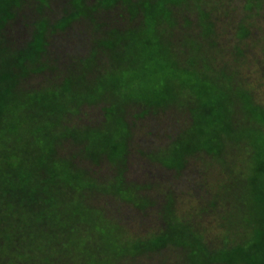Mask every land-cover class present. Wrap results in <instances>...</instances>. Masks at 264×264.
<instances>
[{"label":"trees","instance_id":"1","mask_svg":"<svg viewBox=\"0 0 264 264\" xmlns=\"http://www.w3.org/2000/svg\"><path fill=\"white\" fill-rule=\"evenodd\" d=\"M232 1L0 0V264H264V0Z\"/></svg>","mask_w":264,"mask_h":264},{"label":"rangeland","instance_id":"2","mask_svg":"<svg viewBox=\"0 0 264 264\" xmlns=\"http://www.w3.org/2000/svg\"><path fill=\"white\" fill-rule=\"evenodd\" d=\"M238 1L239 0H233L232 2L235 3L236 6H238L237 9H238V12H240L243 10V7H242V4L240 5V3ZM243 2H244V0H243ZM263 13H264V11H263ZM260 23L262 24V31L264 34V15L261 18ZM219 26L221 27V23H219ZM228 26L229 25H227V27L224 26V28L226 27V29H228ZM230 28H231V25H230ZM218 31H220L219 27H218ZM228 35H230V34H228ZM252 63H253V61H252ZM166 111L167 112L165 114L160 113V115L157 117L151 116L148 119H141L140 120L141 123H140V121L139 122L136 121V124L138 123L137 124L138 125L137 130H136V132H137L136 149L138 148L140 150V152H139L138 156L136 154L135 157L132 159L130 176H131L132 180L137 181L138 183H141V181H144V179L148 178L146 176V174H154L158 168V166L151 164L149 161H147L148 159H146L144 154L146 152L152 151V149H157L160 145H164L165 142L168 141L169 135H171L172 133L176 132V130L179 129L180 122L173 121V118H172V117H177L175 112L171 109L166 110ZM129 117H131V114L129 115ZM134 120H135V118L132 117L131 121H134ZM150 132H152V134ZM147 133H149V135H147ZM152 138L154 141H152ZM198 168H199V166H198ZM201 168H202V166H201ZM152 169H153V171H152ZM203 169H204V167H203ZM196 173H198V172H196ZM207 174H208L207 180L210 181L211 183L213 182V179H212L213 177L219 176V174H217L216 169L213 168L210 173L204 172L200 176L197 174L196 182L199 184H200V182L204 183L205 181H202L201 177L206 178ZM160 175H162V174H160ZM160 175H158V177H157V178H159L160 181H164V180H162V178L168 180L166 177H163ZM146 182H150V178L147 179ZM164 182H166V181H164ZM167 184L169 185V181H167ZM177 188H179V186ZM187 189L188 188H186V190ZM182 196L184 197V199H183L184 205H186V207L189 208V206L192 205V203L194 202L192 200L193 198H190V196H188V194L186 195V193H185V195H182ZM152 215L153 216H150V218H148L147 221H145L143 224H139V225L133 224V228L134 227L137 228L139 231H142V233L147 232L150 229L156 228L159 223L157 222V217H156L155 213H153ZM203 222L206 223V225L209 228H210V225L213 224V226H215L217 223L216 218H213L211 216H207ZM217 225H218V223H217Z\"/></svg>","mask_w":264,"mask_h":264}]
</instances>
